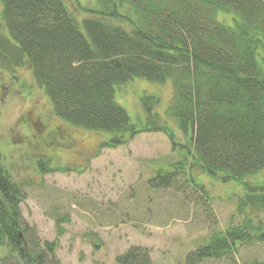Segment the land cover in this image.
I'll return each instance as SVG.
<instances>
[{
	"label": "trees",
	"instance_id": "16d2710c",
	"mask_svg": "<svg viewBox=\"0 0 264 264\" xmlns=\"http://www.w3.org/2000/svg\"><path fill=\"white\" fill-rule=\"evenodd\" d=\"M93 1L79 5L84 18L78 19L64 0H0V78L28 68L53 116L110 134L101 149L125 146L141 133H163L178 160L154 172L152 189L185 177L203 191L196 171L239 184L240 222L211 232L183 261L238 264L241 246L264 243V184L247 181L264 171V1ZM135 78L171 84L169 116L178 135L157 122L156 96L141 97L146 121L131 123L115 94ZM45 160L37 164L42 174L54 171ZM24 200L0 154V264H59L58 239L40 244L24 222ZM68 222L66 215L56 219L57 238ZM115 263L154 264L142 247L128 248Z\"/></svg>",
	"mask_w": 264,
	"mask_h": 264
},
{
	"label": "rangeland",
	"instance_id": "374dc122",
	"mask_svg": "<svg viewBox=\"0 0 264 264\" xmlns=\"http://www.w3.org/2000/svg\"><path fill=\"white\" fill-rule=\"evenodd\" d=\"M64 1L78 19L84 18L80 4H94L93 0ZM219 20L230 18L219 15ZM143 95L157 97V122L178 135L176 121L169 116L171 84L135 78L116 89V102L138 127L146 121ZM109 137L53 116L28 68L0 78V154L22 186L24 222L34 229L40 244L58 239L59 264H116L115 258L130 247L147 249L154 264H183L211 232L240 222L239 184H222L196 171L203 191L185 177L166 189L148 186L156 170L178 160L163 133H141L125 146L101 149ZM41 159L54 171L42 174L37 166ZM247 181L264 184V171ZM63 215L69 222L61 226L63 234L57 238L55 221ZM236 261L264 263V243L241 246Z\"/></svg>",
	"mask_w": 264,
	"mask_h": 264
}]
</instances>
